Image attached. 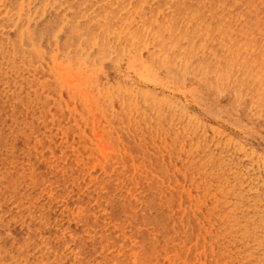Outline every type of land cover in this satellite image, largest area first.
Instances as JSON below:
<instances>
[{"label":"rangeland","instance_id":"1","mask_svg":"<svg viewBox=\"0 0 264 264\" xmlns=\"http://www.w3.org/2000/svg\"><path fill=\"white\" fill-rule=\"evenodd\" d=\"M75 6L96 28L80 57L32 33L38 16L41 47L62 49L64 2L0 0L27 55L0 73V264H264L247 234L264 225V32L248 25L264 0Z\"/></svg>","mask_w":264,"mask_h":264},{"label":"bare ground","instance_id":"2","mask_svg":"<svg viewBox=\"0 0 264 264\" xmlns=\"http://www.w3.org/2000/svg\"><path fill=\"white\" fill-rule=\"evenodd\" d=\"M58 1L60 3L64 2L68 7H71V15H72L71 20H72V23L74 24L73 26L70 25L72 27V29L70 30L71 31L70 34L66 35V37H64V39L61 40L64 42L63 48L61 49L55 41L48 42L44 48L41 47V43H42L41 35L40 33L36 31L38 23L40 21L38 16H36V19L31 20L32 33L35 37V42L37 46L39 47V49L43 51H50V52L56 51V52L61 53V51L65 52L64 50H69L72 53H75L74 54L75 57H80L78 56L79 54L76 53L75 49L80 44L81 39L84 36H87L90 39L96 36V28L92 27L91 24H87V23H83L85 26H79L77 24L78 18L81 17V10L78 9L75 6V4L80 2V0H58ZM178 1H181V0H178ZM182 1H194V0H182ZM36 15H38V11L36 12ZM12 24L13 22L11 20L0 21V26H4L6 30L8 31L6 34V37H4V40L3 41L0 40V73H1V69L4 66H7L9 68L8 69L9 72H11L12 63L15 60H24L27 58L26 52L20 51L17 49L18 48L17 47L18 35H20L22 31L18 29H14ZM248 25H249V30L250 32H252V34H256L258 32H264V14L252 7L248 15ZM47 28L52 29L53 26L52 27L49 26ZM104 28H107V27L105 26ZM11 29L14 30L13 34H11ZM130 31L131 33H134L133 29H130ZM98 51L99 53L104 54V55H114L115 56L118 50L113 49L112 44L111 45L100 44ZM86 57H87L86 58L87 60H90L87 55ZM235 76L236 75H232L230 77V80H234ZM257 82L260 86H264V74L259 78V80H257ZM238 197L242 202H248V203H250L254 199L252 194L250 193V184L242 183L241 187L239 188ZM246 219H247V216L245 214H239L235 218L236 222L238 223L244 222ZM262 220H263V214L258 212L255 215L254 222L247 229V234L251 236V239L253 241H257L260 237H262V239L264 238V225L262 224ZM116 221H113V222H116ZM8 258H9V251L7 249V246H5L2 250L1 259L7 260Z\"/></svg>","mask_w":264,"mask_h":264}]
</instances>
